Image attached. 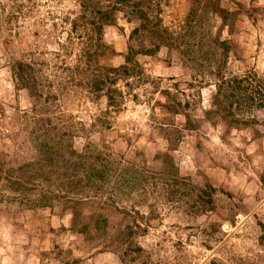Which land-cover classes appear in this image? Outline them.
<instances>
[{
  "label": "rangeland",
  "instance_id": "374dc122",
  "mask_svg": "<svg viewBox=\"0 0 264 264\" xmlns=\"http://www.w3.org/2000/svg\"><path fill=\"white\" fill-rule=\"evenodd\" d=\"M91 2L0 0V264H264V0Z\"/></svg>",
  "mask_w": 264,
  "mask_h": 264
},
{
  "label": "trees",
  "instance_id": "16d2710c",
  "mask_svg": "<svg viewBox=\"0 0 264 264\" xmlns=\"http://www.w3.org/2000/svg\"><path fill=\"white\" fill-rule=\"evenodd\" d=\"M92 4L91 5H86V6H83V13L86 15H89V20H86V15H84L82 17V20L85 21L86 24L90 25L91 26V29L93 31L96 32L97 36H98V42L99 44L97 45V47L99 48H102L103 45L101 44L102 43V38H101V33L103 31V28L104 26H107V25H111L114 21V14L115 12L117 11L118 12V8H117V5L122 3V7H130L129 6V0H115V2H113V0H111V2L109 3V9H106V10H102V8H100V4L99 3H95V0H92L91 2ZM126 3V4H125ZM135 5H131L132 9ZM130 7V8H131ZM133 13V12H131ZM141 14V12H140ZM138 32V29H134L132 31V33H137ZM158 48V46H156V49ZM132 52H133V49L132 48H128V51H127V55L125 56L124 60L125 62H129L131 61V58L129 56H133L132 55ZM106 70V71H111V72H114V73H117L119 72L120 70H116L114 68H103V70ZM121 70L123 71H126L127 68L126 67H122ZM254 78V77H252ZM106 79H109V77L105 78ZM243 81V78H239L237 79V77H234L233 78V81L232 82H235L236 84H240L241 82ZM104 82V80H101L99 78V80H96V82H94V86L96 87L97 90L98 89V85H101L102 83Z\"/></svg>",
  "mask_w": 264,
  "mask_h": 264
}]
</instances>
